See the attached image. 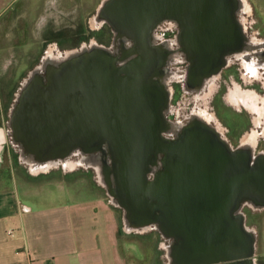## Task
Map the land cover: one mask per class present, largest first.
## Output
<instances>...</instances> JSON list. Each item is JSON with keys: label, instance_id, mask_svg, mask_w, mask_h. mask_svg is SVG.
Segmentation results:
<instances>
[{"label": "water", "instance_id": "water-1", "mask_svg": "<svg viewBox=\"0 0 264 264\" xmlns=\"http://www.w3.org/2000/svg\"><path fill=\"white\" fill-rule=\"evenodd\" d=\"M239 1L103 0L94 18L110 26L111 45L66 51L60 60L74 56L37 75L28 92L30 75L52 60L43 55L10 109L7 125L24 160L43 166L83 154L121 208L123 229H154L168 240V264H256L257 232L243 209L264 210V150L254 152L259 133H250L253 144L232 148L208 105L186 123L166 117L169 64L184 53L188 78L199 71L202 84L213 72L204 61L222 45L219 24L228 20L249 63L264 54L253 37L244 44L236 14L247 9ZM168 22L180 29L176 49L155 42V30Z\"/></svg>", "mask_w": 264, "mask_h": 264}, {"label": "rangeland", "instance_id": "rangeland-1", "mask_svg": "<svg viewBox=\"0 0 264 264\" xmlns=\"http://www.w3.org/2000/svg\"><path fill=\"white\" fill-rule=\"evenodd\" d=\"M18 1L20 4L25 0ZM102 1L35 0L39 11L27 12L26 22H23V27L25 28L10 29L5 33L3 38H0V49L4 51L0 55L8 56L7 59L3 60V63H1L0 56V180L3 177L15 179L22 186V190L31 196H40L48 192H60L61 196L64 195L63 197L68 199L77 198L82 195H100L104 197L109 206L117 211L120 221L119 244L121 250L124 252L125 249L135 264H168L165 250L168 240L163 238L154 229L145 232H127L123 229L121 208L114 206L110 202V196L107 195L106 189L98 181V174L93 168L87 166L86 159L82 157L83 154H71L69 158H65L66 160L64 161L66 162L63 163L57 159L51 164L45 163L43 166H32L24 160L25 155L22 158V148L18 145V142L14 141L12 143V131L7 125L10 120V109L13 103L16 102L23 83L27 80L30 72L40 64L43 54H46V56L50 55L52 58L55 56L62 58L66 51L68 52L73 48L79 50L80 48L89 47L90 44L94 43H104L106 46L111 45L114 33L108 32L110 31L109 28H107V33L100 31L96 27L93 28L94 15ZM12 11L13 9H10L7 13L11 15ZM238 14L245 25H252L251 30L258 32L257 37H253L254 41H258L260 38L264 39V35L262 36L264 29H259L255 26L256 24L250 23V20L254 18L250 17L249 11L246 10L245 12V10L241 9ZM34 20L36 27L31 28L35 24ZM89 37H94L95 39L88 42ZM1 39H3V42ZM53 42L57 43V48L66 50L56 54L47 52L49 47H55ZM82 42H86V44H82ZM80 44L82 45L79 46ZM45 51L46 53H44ZM251 62L254 69L259 65L263 67L264 71V65L257 64L254 58H252ZM169 65L171 67L172 63ZM261 79L264 82V72L261 74ZM174 89H176V96H179V86L177 84L174 85ZM209 95H204L203 98L198 99L196 105L191 110L196 111L197 107L203 108L208 105L207 100ZM256 98L257 102L260 101L258 103L260 111L258 113V122L255 123V126L263 128L264 97ZM178 99L180 97L173 98L171 110L177 107L174 101H178ZM216 109L222 122L225 125H232L236 117L233 115V111L217 102ZM184 111L186 110L184 109ZM190 111L187 116L190 115ZM178 120L182 121L179 118ZM260 147H264V142L260 144ZM243 211L246 213V216L248 215V223L251 222L257 232L256 264H264V224L261 221L262 216L264 217V210L262 212L253 211L245 207ZM254 216L258 217L259 220L252 219ZM127 237L131 242H125ZM147 240H149V244Z\"/></svg>", "mask_w": 264, "mask_h": 264}, {"label": "crops", "instance_id": "crops-1", "mask_svg": "<svg viewBox=\"0 0 264 264\" xmlns=\"http://www.w3.org/2000/svg\"><path fill=\"white\" fill-rule=\"evenodd\" d=\"M18 2L0 0V38L10 29L25 28L27 12L39 11L35 0ZM246 2L255 26L264 29V0ZM10 9L11 15L7 13ZM34 23L31 28L36 27ZM0 56L1 63L8 58ZM255 105L258 115L260 106ZM257 122L258 116L254 126ZM63 196L60 192L31 196L15 179L0 180V264H135L130 254L121 250L118 214L104 197ZM246 219L253 226L248 215ZM252 219L259 220L256 216ZM261 221L264 224L263 216ZM125 242L131 240L127 237Z\"/></svg>", "mask_w": 264, "mask_h": 264}, {"label": "flooded vegetation", "instance_id": "flooded-vegetation-1", "mask_svg": "<svg viewBox=\"0 0 264 264\" xmlns=\"http://www.w3.org/2000/svg\"><path fill=\"white\" fill-rule=\"evenodd\" d=\"M244 9L246 8L244 7ZM236 17L240 18V15L237 13ZM250 17L252 18V16ZM250 23L254 24L255 21L252 19L250 20ZM98 24L99 22L94 19L93 28L96 27L100 31H105L106 33L107 28L110 29L108 23L104 22L102 24ZM240 24L242 23L240 22ZM219 27L221 28L219 29L220 31L218 30L219 34H217V37L220 36V38H223L222 34L226 32V37H224V40L226 39V41L222 39L220 40L219 38L218 43H222L220 52L210 56L209 61H204L203 67H209L213 72L208 74L209 77H206L202 84L196 85V82L200 76L199 71L195 73L194 77L188 78L187 70L189 61L184 53H180L179 60L172 63L170 67L171 78L169 81V86L171 88L170 104H172L173 98L180 97V99H178V101H174V104L177 107L169 111L166 114V117L176 123H186L188 117L187 114L192 109V107L196 105V101L200 98H203L204 95L210 94L207 100L208 108L213 113L215 121L223 128V135L226 137L230 146L232 148H237L240 146L244 147L242 144V139L246 135H249L252 130H255L257 133H259V137L257 138V143L254 148V152L257 153L260 150H264V147H260V144L264 142V127L262 128L261 126H254V120L258 116L255 112L257 111L255 104L260 102L256 101V97H264V82L261 79V74L264 71L259 65L253 70L248 67V53L245 51L243 45L241 47L240 45H235L233 43V40L231 39L233 36V31L228 20L219 24ZM244 27V36L246 38L250 39L251 37H257L258 32L251 30L252 25L244 24ZM239 28L240 31H243L242 25H240ZM108 32L112 33L111 29ZM155 33L158 36L155 40L156 43H159L162 46H165V44L169 43V47L172 49L179 47L175 40L177 39V36L180 35V29L175 23H165L162 25V27L157 28ZM92 39L95 38L89 37L88 42H90ZM53 44L55 47H49L47 52L56 54L58 52L62 53L66 50L57 48V43L53 42ZM82 44H86V42H82ZM257 44L260 47V50H264V41L258 40ZM44 53H46V51ZM262 63L264 65V61L259 62L260 65ZM175 84L179 86V96H176V89H174ZM196 88L199 89V92L195 90ZM254 95L256 96L253 97ZM216 102L233 111V115L236 117L234 118L232 125H225L222 122V119L216 109ZM184 109L186 111H184ZM192 111L193 110L190 111V114ZM178 118L182 121H179Z\"/></svg>", "mask_w": 264, "mask_h": 264}, {"label": "bare ground", "instance_id": "bare-ground-1", "mask_svg": "<svg viewBox=\"0 0 264 264\" xmlns=\"http://www.w3.org/2000/svg\"><path fill=\"white\" fill-rule=\"evenodd\" d=\"M239 5H240V7H242V8L245 7V8L248 10V8H247L246 3H245L244 0H240V1H239ZM95 19H96L98 22H100L102 18H100V16H98V17L95 18ZM102 20H103V19H102ZM239 24H240V23H239ZM240 25H241V24H240ZM253 43H254V47H258L257 50H260V47L258 46L257 41H253ZM244 44H245V46H247V45L250 44V41H248V38H246V39L244 40ZM263 55H264V54H259V53H258L257 55L254 56V59L256 60L257 64H259L260 61H264V56H263ZM72 56H74V54L69 55L68 58L65 59V60H68V59L71 58ZM51 58H52V57H51ZM65 60H60V57H57V56L53 57L52 60H51V59L48 60V58H47L46 60H43L40 69H37V70L33 71V73L30 75V79L26 81L27 85H28V83L31 81V82H30V85H29V86H30V87H29L30 89L28 90V92H30V90H32V87H34L33 80L36 79V76H37V75L41 76L42 73L46 72V68H49L50 66H52L51 70H53L55 65H60V64H61L63 61H65ZM247 64H249L248 67H249L251 70L254 69V68L252 67V65H251L252 63L250 64L249 61H248ZM254 64H255V63H254ZM42 70H43V71H42ZM50 73H51V72H50ZM39 76H38V77H39ZM25 85H26V84H25ZM254 135H255V134H249V135H246V136L242 139V144H243V145H248V144L251 145V144H253V142H254Z\"/></svg>", "mask_w": 264, "mask_h": 264}]
</instances>
